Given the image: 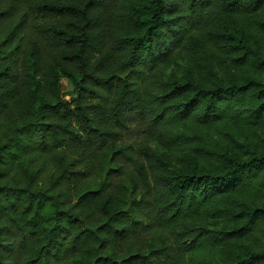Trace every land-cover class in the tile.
Returning <instances> with one entry per match:
<instances>
[{
  "label": "trees",
  "instance_id": "1",
  "mask_svg": "<svg viewBox=\"0 0 264 264\" xmlns=\"http://www.w3.org/2000/svg\"><path fill=\"white\" fill-rule=\"evenodd\" d=\"M0 264H264V0H0Z\"/></svg>",
  "mask_w": 264,
  "mask_h": 264
},
{
  "label": "rangeland",
  "instance_id": "2",
  "mask_svg": "<svg viewBox=\"0 0 264 264\" xmlns=\"http://www.w3.org/2000/svg\"><path fill=\"white\" fill-rule=\"evenodd\" d=\"M183 70H184L183 65L178 66L179 74H181ZM169 72H171V70H169ZM61 86H62V89L66 92H70L72 90L71 84L65 79L62 80ZM72 96H75V95H67V99L69 100V102H73L74 99L72 98ZM144 142L148 143L153 149L158 147L157 142L154 139H151L149 141L144 140Z\"/></svg>",
  "mask_w": 264,
  "mask_h": 264
},
{
  "label": "water",
  "instance_id": "3",
  "mask_svg": "<svg viewBox=\"0 0 264 264\" xmlns=\"http://www.w3.org/2000/svg\"><path fill=\"white\" fill-rule=\"evenodd\" d=\"M73 99H75L76 97H72Z\"/></svg>",
  "mask_w": 264,
  "mask_h": 264
}]
</instances>
